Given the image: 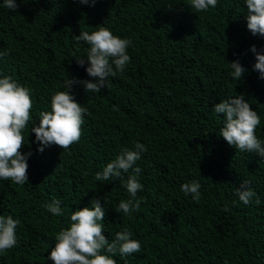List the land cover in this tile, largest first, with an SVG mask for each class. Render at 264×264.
Here are the masks:
<instances>
[{"label": "trees", "instance_id": "trees-1", "mask_svg": "<svg viewBox=\"0 0 264 264\" xmlns=\"http://www.w3.org/2000/svg\"><path fill=\"white\" fill-rule=\"evenodd\" d=\"M190 2L16 0L11 11L0 0V53H8L0 78L13 76L33 100L21 149L32 153L28 183L0 180V215L21 221L17 245L0 253V264H53L47 257L55 235L93 200L105 209L109 242L127 228L141 243L138 253L114 256L117 264H264V157L229 146L220 137L224 117L213 108L243 95L261 118L256 135L264 141V80L250 51L264 49V38L247 30L244 0H218L199 13ZM99 26L132 42L131 62L99 93L73 83L70 94L88 109L84 134L67 151L53 145L40 153L31 128L51 111V97L68 90V79L96 82L86 72L90 46L76 37ZM237 60L246 69L241 80L231 77L229 63ZM136 143L147 148L134 166L142 169L141 207L125 215L118 205L130 199L131 170L109 181L95 174ZM191 181L201 184L198 202L180 190ZM244 181L257 194L248 205L237 195ZM53 199L63 215L44 207Z\"/></svg>", "mask_w": 264, "mask_h": 264}, {"label": "clouds", "instance_id": "clouds-1", "mask_svg": "<svg viewBox=\"0 0 264 264\" xmlns=\"http://www.w3.org/2000/svg\"><path fill=\"white\" fill-rule=\"evenodd\" d=\"M82 5L95 6L97 0H78ZM218 6V0H191L190 7L195 12H207ZM247 9L246 27L253 37L264 38V0H244ZM4 7L11 11H17L16 0H4ZM77 41L89 45L87 52V75L96 78V82L90 80H67V91H57L51 97V111H42L39 116V126L32 127L35 133V142L39 145L37 151L43 153L46 148L53 145L67 151L73 144L79 143L83 136V125L86 107L77 103L70 94L73 83L82 84L89 93H99L105 87H109V77H116L117 73H123L131 62L127 49L131 41L120 38L107 27L99 26L97 31L89 34L81 31L76 37ZM255 54L256 63L253 70L258 72L259 79L264 80V49L258 50L255 45L250 48ZM8 55L0 53V57ZM81 67L85 59L77 61ZM232 72L231 77L241 80L246 69L239 60L229 63ZM33 108L32 92L28 87L20 84L13 76L5 75L0 78V180L12 181L17 185L28 183V158L32 155L29 151L21 153L24 144V131L32 119ZM214 112L222 114L224 126L220 137L227 144L241 152L256 153L264 157V141L256 135V129L261 124V118L257 111L252 110L250 104L245 101L243 95L225 99L213 106ZM147 148L142 143H136L134 150H123L114 160L107 163L101 172L95 174L97 181H109L112 178L121 179L122 174H127L125 185L130 199L120 201L118 211L129 215L139 211L141 199H137V193L143 190L139 182L142 172L140 167H134L141 159L142 153ZM201 184L199 181H191L181 185L180 190L185 196L191 195L194 201L201 199ZM239 200L248 205L257 194L244 181L237 189ZM61 201L53 199L44 205L48 212L54 216L63 215L60 207ZM255 203L259 205L257 197ZM91 208L73 211L70 216V227L61 229L55 235V246L47 257L53 264H117L114 256L119 254L127 257L141 251V243L132 239V233L124 228L115 234L109 242L104 235L105 209L99 200L91 202ZM225 212L230 209L225 206ZM19 219L12 215H0V253L13 249L17 245L16 229L20 225Z\"/></svg>", "mask_w": 264, "mask_h": 264}]
</instances>
